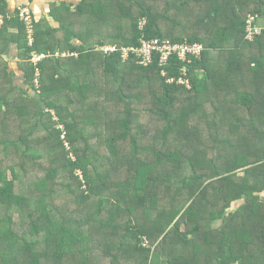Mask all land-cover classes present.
Masks as SVG:
<instances>
[{
    "label": "trees",
    "instance_id": "1",
    "mask_svg": "<svg viewBox=\"0 0 264 264\" xmlns=\"http://www.w3.org/2000/svg\"><path fill=\"white\" fill-rule=\"evenodd\" d=\"M7 7L0 264H264V30L246 39L264 0L53 4L60 27L35 18L32 44ZM141 39L204 49L124 60ZM11 43L33 95L14 82ZM184 68L188 84L168 81Z\"/></svg>",
    "mask_w": 264,
    "mask_h": 264
},
{
    "label": "built area",
    "instance_id": "2",
    "mask_svg": "<svg viewBox=\"0 0 264 264\" xmlns=\"http://www.w3.org/2000/svg\"><path fill=\"white\" fill-rule=\"evenodd\" d=\"M19 18L26 26V31L28 35L29 43L32 44L34 41L33 34V22L34 17L30 9L26 6L19 8ZM263 19V18H261ZM260 17L250 16L247 21L246 28V39L248 41H253L257 35L263 32V28L259 25ZM4 17L0 15V24L3 23ZM146 21L141 22V29L145 25ZM264 27V26H263ZM115 47L107 46L105 50H114ZM203 46L200 44H171L169 42H160V40H145L141 39L140 46L138 48H122V57L124 60L129 59L133 54L137 57L140 64L144 66L151 65L155 58L158 57V64L160 66L167 65L170 62V57L175 55L181 61H186L189 56H199L202 53ZM32 60L38 63L45 54L33 52ZM185 66V65H184ZM187 68L183 69V75L179 76L177 79L170 78L168 81L173 82L178 80L179 83H189L188 80L184 78ZM166 71L162 69V75H165Z\"/></svg>",
    "mask_w": 264,
    "mask_h": 264
},
{
    "label": "crops",
    "instance_id": "3",
    "mask_svg": "<svg viewBox=\"0 0 264 264\" xmlns=\"http://www.w3.org/2000/svg\"><path fill=\"white\" fill-rule=\"evenodd\" d=\"M69 1H71V2H62V3L63 4H70L71 5L70 10L75 11V8H74V6H75L74 1L75 0H69ZM55 3H56L55 0H7V5H8L7 13H8V15L13 16L14 13L16 12V10L18 9V7L24 5L30 9L33 17L36 18L37 22L45 21L46 23L49 24V26L51 28L57 29L60 27V22L53 18L52 8H51L52 5ZM60 4L57 3V5H60ZM8 28H9V32L11 33V35H15L18 33L17 24H14V22L10 23ZM60 35L61 34L58 33V36H60ZM74 42L78 43V41H74ZM66 47L67 48H65V51H70L68 46H66ZM14 52H16V55L18 56V54H17L18 53V46L15 43H11L5 53H7L8 55H12ZM15 67H16L17 73L21 71L19 69L18 65H16V63H15Z\"/></svg>",
    "mask_w": 264,
    "mask_h": 264
},
{
    "label": "rangeland",
    "instance_id": "4",
    "mask_svg": "<svg viewBox=\"0 0 264 264\" xmlns=\"http://www.w3.org/2000/svg\"><path fill=\"white\" fill-rule=\"evenodd\" d=\"M80 0H75L74 1V5L76 6L77 4H78V2H79ZM55 4H57V3H61L62 4V2H71V1H69V0H55ZM74 6V8L76 9V7ZM24 7V5H22V6H19L18 7V9L19 8H23ZM35 19V18H34ZM259 25L261 26V28H263L264 29V20L263 19H261L260 18V20H259ZM77 43V42H76ZM79 43V42H78ZM77 43V44H78ZM66 47V46H65ZM67 48V47H66ZM104 49H105V47H103ZM18 56L16 55V52H14L12 55H8L7 53H4V55H5V58L6 59H9V62H10V68L11 69H16V67H15V63H16V65H18V63H20V54H21V51L18 49ZM63 54H66V55H68V54H70V52L69 51H65ZM15 67V68H14ZM40 75V72H39V70H36V78H35V83H36V87L38 88V90L40 89V84H39V82H38V76ZM14 82H15V84H17V85H19L20 87H22L24 90H26V91H28V94L29 95H33L34 94V92H33V90H32V88L30 87L31 85L28 83V82H26V80H25V76H24V73H23V71L21 72H18V73H16L15 74V77H14ZM236 207H237V205H235L232 209H233V211L236 209Z\"/></svg>",
    "mask_w": 264,
    "mask_h": 264
}]
</instances>
